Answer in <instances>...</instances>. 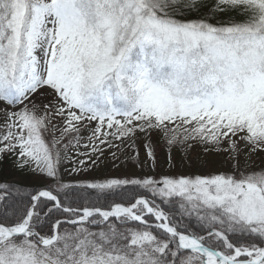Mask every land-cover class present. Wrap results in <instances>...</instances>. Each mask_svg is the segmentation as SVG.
Wrapping results in <instances>:
<instances>
[{"label":"snow or ice","instance_id":"6c2138e0","mask_svg":"<svg viewBox=\"0 0 264 264\" xmlns=\"http://www.w3.org/2000/svg\"><path fill=\"white\" fill-rule=\"evenodd\" d=\"M0 264H264V0H0Z\"/></svg>","mask_w":264,"mask_h":264},{"label":"rangeland","instance_id":"374dc122","mask_svg":"<svg viewBox=\"0 0 264 264\" xmlns=\"http://www.w3.org/2000/svg\"><path fill=\"white\" fill-rule=\"evenodd\" d=\"M197 150H199V149H197ZM164 155H165L164 149L162 147L158 148L157 157L161 163L163 162ZM195 155H196L195 152L189 153L188 159L191 160V167L189 168L187 163H185L184 168L180 169L181 171H190V172L205 171V169L201 166V161L195 159ZM173 156L176 157L177 160H179V153L178 152L174 151ZM143 159H144V154H143V151H141V160H143ZM130 168H132L131 165H129L128 168H125L123 165H121V168H119V169H113L111 166H107V167L102 166V170H97L96 175L97 176H104V175L120 176V175L128 172L130 170ZM164 170L165 169H163V168H159L158 172H162ZM135 171L137 172L138 175L142 174L139 169H136ZM146 171H147V168L145 169V172ZM66 179H71V177H66Z\"/></svg>","mask_w":264,"mask_h":264}]
</instances>
